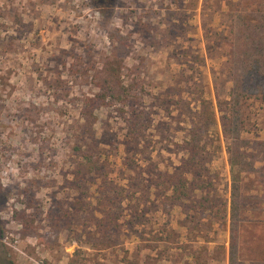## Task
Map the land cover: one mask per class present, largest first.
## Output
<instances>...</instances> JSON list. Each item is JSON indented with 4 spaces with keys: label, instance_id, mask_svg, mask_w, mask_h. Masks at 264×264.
Returning a JSON list of instances; mask_svg holds the SVG:
<instances>
[{
    "label": "rangeland",
    "instance_id": "374dc122",
    "mask_svg": "<svg viewBox=\"0 0 264 264\" xmlns=\"http://www.w3.org/2000/svg\"><path fill=\"white\" fill-rule=\"evenodd\" d=\"M256 9L0 0V264H228L230 26ZM242 102L255 153L264 100ZM236 211L237 263L264 264V171Z\"/></svg>",
    "mask_w": 264,
    "mask_h": 264
},
{
    "label": "trees",
    "instance_id": "16d2710c",
    "mask_svg": "<svg viewBox=\"0 0 264 264\" xmlns=\"http://www.w3.org/2000/svg\"><path fill=\"white\" fill-rule=\"evenodd\" d=\"M230 34L231 50L228 60L232 85L229 93L228 116L225 121L222 116V129L228 143L226 149L229 157L232 196L228 264H238L236 231L239 218L236 211V197L240 187V175L242 172L264 171V140L255 143V153L247 152V149L251 148V141L241 136L242 100L252 97L264 100V10L235 11L232 15ZM101 91V95L106 97L111 92L110 86L102 87ZM218 108L222 111L219 104ZM84 155L90 157L87 153ZM254 155L259 158L251 160ZM256 161L262 163L258 170L254 165Z\"/></svg>",
    "mask_w": 264,
    "mask_h": 264
}]
</instances>
